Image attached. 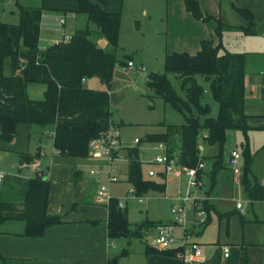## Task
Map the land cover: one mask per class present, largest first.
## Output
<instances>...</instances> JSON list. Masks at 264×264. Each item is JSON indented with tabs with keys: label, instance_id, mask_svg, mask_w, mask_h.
<instances>
[{
	"label": "crops",
	"instance_id": "obj_1",
	"mask_svg": "<svg viewBox=\"0 0 264 264\" xmlns=\"http://www.w3.org/2000/svg\"><path fill=\"white\" fill-rule=\"evenodd\" d=\"M26 1L20 5L32 9L33 30L38 39V49L30 50L23 45L17 29L18 20L16 27H10V34L14 43L19 46L21 69L15 71L11 61L6 60L4 74L7 77H13L27 69L28 96L32 100H41L44 97L46 85L42 83L43 67L40 64V52L53 44L67 42L76 30L81 29L85 19H81L78 26L74 23L82 14L76 12L78 8L70 5L69 0L68 4L66 1L54 0ZM185 1L107 0L108 10L120 12L122 15L119 39L122 50L117 52L128 53L124 55L126 59L123 62L133 61L136 65L143 66L145 70L144 63L147 62L146 58L149 56L150 49H141L137 44L146 46L147 40L156 41L157 49L151 54L160 63H164L166 56L173 53L187 52L194 55L200 51L203 40H213L216 44L219 42L216 34L218 22L237 29L246 28L247 21L238 14L236 9L249 10L255 17L257 36H246L240 30L225 31L222 43L228 52L245 55V113L249 117V126L254 128L249 133L264 134V0H198L202 13L213 17V20L207 22L197 20L187 12ZM61 19L65 20L63 27H59ZM134 23L138 24L137 31L133 29ZM138 34H141L142 41L139 40ZM143 41H147V44H142ZM95 43L105 51L112 50L105 38L98 37ZM119 52L117 57L121 55ZM254 68L255 72H252ZM146 77L148 80V76ZM96 80L99 79L85 80L84 85L92 90H103L98 85L93 86L97 83ZM202 84L204 86V83ZM207 93L209 92L206 91L205 94ZM113 121L116 124L120 123L118 119L113 118ZM117 128L121 129V127ZM54 136V126L21 124L18 125L16 137L12 142L0 141V200L22 205L26 199L29 181L41 174L47 176L50 181L48 214L60 216L63 221L60 225L48 228L44 235L38 238H29L25 235L26 225L23 222L8 221L0 225V254L5 259L3 263L120 264L122 261H131L130 253L122 256L121 253L125 249L119 251L124 245L123 241L109 238L108 202L98 201L101 184L98 186L96 175H91V171L101 166L100 163L103 161L89 157L74 159L60 156L54 147ZM206 136L207 132L203 137ZM123 141L130 143V139L123 138ZM142 150L144 152V148ZM240 150L242 155V149ZM260 154L262 152L255 153L254 159ZM23 155L34 158L32 161L21 162ZM120 161L128 163L126 158L118 160ZM243 164L242 156V168ZM226 168L233 173L230 164H224L223 169ZM211 170L205 171L206 178L210 177ZM118 171L120 169H117V173ZM145 172L146 170L144 174ZM233 179L234 182L237 181L234 173ZM250 180L252 183L257 181L264 185V173L263 176H257L252 165ZM238 184H241L239 180ZM171 185L176 187V182L172 181ZM215 187H217L216 181L214 185L211 184L208 187L209 194H212ZM169 190L173 189H169L168 185L167 192ZM243 192L244 203L239 200L235 208L226 213L217 209L214 199L210 196L213 207L209 214L211 221L207 226L196 229L193 234V240L203 246L206 264H241L243 260L246 264H264V202H252L244 188ZM109 193L112 198L121 199L115 193L113 184H109ZM238 204L242 205L241 209H238ZM214 214L219 219L218 236L215 242L207 244L195 240L202 237L211 227ZM220 214L232 215L221 218ZM190 216V223L194 224L196 216L192 210ZM147 221L176 224L173 215L172 221ZM176 232L178 236L182 234L180 228H177ZM146 246L153 247L152 244H146ZM224 246L229 248V257L224 256L222 248ZM145 249L142 251V257L146 264H184L179 258L147 255ZM142 264H144L143 260Z\"/></svg>",
	"mask_w": 264,
	"mask_h": 264
},
{
	"label": "trees",
	"instance_id": "obj_2",
	"mask_svg": "<svg viewBox=\"0 0 264 264\" xmlns=\"http://www.w3.org/2000/svg\"><path fill=\"white\" fill-rule=\"evenodd\" d=\"M187 12L200 21L207 22L213 17L202 13L198 0H186ZM238 14L247 21V27L237 29L218 22L216 34L219 42L203 40L201 49L192 55L187 52L167 55L164 61L165 74L151 73L147 85L183 115L184 125L162 124L164 131L148 134L139 139L138 145L126 150L128 160L127 183L136 189L138 196L145 192L162 193L167 186L161 180L144 179V162L141 159L143 144L164 143L168 154L178 156L179 163L197 168L207 155H200L198 146L202 131L208 147L217 149L215 164L210 173L211 184L214 185L216 175L224 168V146L228 131H240L245 136L242 147L244 164L239 179L248 198L252 202H264V185L251 182L253 157L248 142V133L254 128L248 124L245 113L246 96V59L244 54L228 52L222 43L225 31L240 30L246 36H257L255 17L246 9H236ZM19 37L23 45L30 50L38 49V39L34 33L32 9L18 5ZM79 14H84L90 23L97 26V34L105 38L111 51H105L92 40L94 32L89 28L79 29L69 38L53 44L40 52V64L43 67L42 83L46 85L43 99L32 100L27 93L29 82L27 69L20 75L7 77L4 74L6 60L11 61L12 68L21 69L19 46L14 43L10 34V25L0 22V141L12 142L16 137L18 125L54 126V147L59 155L67 158L86 159L89 157L92 140L107 132L111 127H122V123L113 121L111 111L110 90L118 64L127 63L118 59L120 28L122 15L111 12L107 0H78ZM167 74H173L182 80L181 97L174 89ZM98 78L106 90H92L84 85V81ZM202 79L209 86V92L218 103L219 111L216 118L211 117L212 109L204 104L206 89ZM34 157L23 155L21 162L32 161ZM50 181L47 176L38 174L28 183L25 202L22 205L7 203L0 200V225L8 221H19L26 225L25 235L38 238L48 228L63 223L60 216L48 214ZM208 212L206 226L210 223L209 214L213 207L209 201L205 203ZM108 235L112 240L124 238L131 244V239L144 241L139 230H132L129 222V211L119 206L117 198H111L108 205ZM232 214H220L228 218ZM165 225L152 222L156 228ZM167 225V224H166ZM147 255H163L177 258L178 249L161 251L146 246ZM122 256L129 255L127 249ZM0 260L5 261L0 254ZM241 264H246L243 260Z\"/></svg>",
	"mask_w": 264,
	"mask_h": 264
},
{
	"label": "rangeland",
	"instance_id": "obj_3",
	"mask_svg": "<svg viewBox=\"0 0 264 264\" xmlns=\"http://www.w3.org/2000/svg\"><path fill=\"white\" fill-rule=\"evenodd\" d=\"M54 1H66L68 4V0H54ZM23 2H27L26 0H0V22L9 24L12 28L16 27V24L19 20V11L18 5ZM31 2V1H30ZM74 2V3H73ZM70 5H75V8H78V0H69ZM81 19L84 20V24L81 26V29L89 28L94 32L92 40L95 42L98 37L103 38L101 35L97 34V26L93 23H90L87 19V16L82 14L79 19L75 20L74 23L80 25ZM86 22V23H85ZM71 25V24H70ZM136 25V27H135ZM137 23L133 24V29H137ZM132 26V24H131ZM138 38L142 41L141 34H138ZM148 41V44H147ZM143 41V43L147 44L146 46L137 44L141 49H150V53L148 58H146L147 62H145L146 72H136L132 74L131 72H126L122 70V67H116L115 70V80L112 83L111 88V111L113 113V118L118 119V121L122 122L121 133L123 138L130 139V143H133L134 138L145 139L148 134L160 133L165 129L162 124L166 125H184L185 119L182 114L174 110L169 104H166L162 98H160L153 89L149 88L147 85V77L151 73L157 74H165L164 63L158 62L155 57L152 56L151 52L157 49V44L155 40H147ZM119 50L122 48L119 46ZM140 50V49H139ZM119 52V51H118ZM117 52V53H118ZM118 58L122 61L126 59L124 55L128 53H120ZM252 72H255V68ZM146 75V76H145ZM168 79L171 81L174 89L181 96H185V92L182 90V80L173 74H167ZM202 83H204V88L209 92V86L202 79H200ZM97 83L93 86H99L103 90H106V86L100 81L96 80ZM102 83V84H101ZM91 87V84H90ZM204 104H210L212 113L211 117H216L218 115V103L213 99L211 93H207L203 98ZM199 139V145L204 146V151L202 157L207 155V158L203 159L205 164V171L209 172L212 166L215 164V157L218 152L217 149L213 147H208L203 139V135L206 133L202 131ZM248 142L250 145L251 154L253 157V169L257 176H263L264 173V134L256 133L250 134L248 133ZM245 144V136L240 131H228L227 133V141L224 146V164H230L231 154L234 150H237L241 154V150L243 145ZM141 148H144V152L142 150L141 159L145 163L151 162L156 156V152L151 149V145L146 143L141 145ZM238 148V149H237ZM147 150V151H146ZM258 157L254 159L255 153H261ZM122 158L127 159V152L123 150L120 152L119 160ZM230 158V159H229ZM101 162L98 166L99 168H103V170H99L98 174L95 176L97 180L98 186H102L103 184H107L109 182L108 175V167H105ZM149 166V165H148ZM105 167V168H104ZM114 168L120 169L118 173L111 172V176L117 174L119 181L113 184L115 189V193L121 197L118 199L119 201H123L125 206L128 208L129 221L131 223L132 230L140 231V227L142 226V230L140 231L142 236L144 237V241L133 238L131 239V244L128 245V241L122 238L124 245L120 247L119 251L122 249H127L131 256V261H122L120 264H142V260L144 261V257H142V251H144L146 244L151 245L152 241L156 237V227L151 226L152 222H148L147 220H163V221H172L171 215V207L173 204L172 198L176 197L178 192L183 188L184 183H180L178 180L170 177L169 178V190L167 192V198H165L162 193L145 192L143 196H138L136 192L137 199H133L132 196L127 193L131 191V185L127 183V172H128V163L126 161H120L114 164ZM147 169V166H144V171ZM146 173V172H145ZM242 173L239 178H241ZM144 179H148L146 174L143 175ZM211 178H206L205 182L208 187L211 185ZM176 182V187L171 185V182ZM216 183L217 187L212 191V198L214 199V203L217 206V209L220 212H229L235 208L236 203L245 201V194L243 192V187L241 184H238V181L234 182L233 173L229 171L227 168L219 171L216 175ZM100 188V187H99ZM139 199L143 201L140 202ZM171 203V206H170ZM127 204V205H126ZM191 205L186 206V215H188V223L187 228L193 227V224L190 223V215H191ZM190 216V217H189ZM223 224V223H222ZM172 225V224H171ZM218 226L219 219L216 217V214L213 215V224L211 227L207 229L202 237L195 238V240L199 242H205L207 244L215 242L218 236ZM223 226V225H222ZM163 256V255H161ZM0 264H4L3 261L0 260Z\"/></svg>",
	"mask_w": 264,
	"mask_h": 264
},
{
	"label": "built area",
	"instance_id": "obj_4",
	"mask_svg": "<svg viewBox=\"0 0 264 264\" xmlns=\"http://www.w3.org/2000/svg\"><path fill=\"white\" fill-rule=\"evenodd\" d=\"M65 20L59 21V27H63ZM123 71L136 73L145 72V68L141 65H136L133 61H128L126 65L121 66ZM139 143V138H136L133 143L123 141L121 130L117 127H111L107 132L101 134L100 137L94 139L90 143L89 158L97 161H104L105 167H108L109 182L102 185L98 192V201H109L112 196L109 193V184L119 182L117 174L111 176V172H116L114 164L119 160L120 152L133 148ZM151 149L156 152V156L149 163H144L147 166L146 176L148 179L161 180L168 186L169 178L172 177L180 183H184L183 188L178 192L177 196L172 198L173 204L171 213L175 219V225H161L156 228V237L152 241V246L161 251L178 249L177 258L181 259L184 264H206L207 259L204 255L203 246L193 240V234L196 229L206 226L208 212L205 203L210 202L211 197L208 191V186L205 182V164L202 160L197 168H190L179 163L178 156L168 154V149L164 143L150 144ZM200 155L202 156L204 146H198ZM149 165V166H148ZM104 167V168H105ZM230 167L238 177L242 173V155L234 150L231 154ZM103 170V168H99ZM99 170L91 171V175H97ZM136 189L131 186V191L127 193L133 199H137L134 195ZM167 198V190L164 193ZM142 202V199H139ZM191 205L192 211L196 216L193 227L187 228L186 206ZM121 208L125 207L123 201H119ZM238 209L242 208L241 204L237 205ZM180 228L182 234L178 236L176 230ZM223 252L225 257H229V248L224 246Z\"/></svg>",
	"mask_w": 264,
	"mask_h": 264
},
{
	"label": "water",
	"instance_id": "obj_5",
	"mask_svg": "<svg viewBox=\"0 0 264 264\" xmlns=\"http://www.w3.org/2000/svg\"><path fill=\"white\" fill-rule=\"evenodd\" d=\"M114 264H116V263H114Z\"/></svg>",
	"mask_w": 264,
	"mask_h": 264
}]
</instances>
